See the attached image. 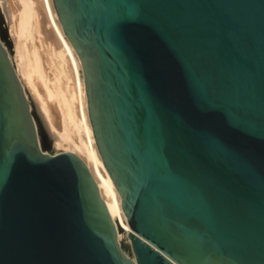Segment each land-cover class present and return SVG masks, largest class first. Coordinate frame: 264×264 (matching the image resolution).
Instances as JSON below:
<instances>
[{"label":"water","instance_id":"95a60500","mask_svg":"<svg viewBox=\"0 0 264 264\" xmlns=\"http://www.w3.org/2000/svg\"><path fill=\"white\" fill-rule=\"evenodd\" d=\"M52 4L129 251L0 43V264H264V0Z\"/></svg>","mask_w":264,"mask_h":264},{"label":"bare ground","instance_id":"6f19581e","mask_svg":"<svg viewBox=\"0 0 264 264\" xmlns=\"http://www.w3.org/2000/svg\"><path fill=\"white\" fill-rule=\"evenodd\" d=\"M0 10L8 25L12 52L2 41L1 32L0 43L31 111L37 113L43 130L56 146L85 163L117 228V237L128 249L129 232L121 200L93 138L81 63L61 29L52 0H0ZM35 126L39 133L36 120Z\"/></svg>","mask_w":264,"mask_h":264},{"label":"rangeland","instance_id":"374dc122","mask_svg":"<svg viewBox=\"0 0 264 264\" xmlns=\"http://www.w3.org/2000/svg\"><path fill=\"white\" fill-rule=\"evenodd\" d=\"M6 7V6H5ZM2 11L0 10V32H1V39L5 43L6 47L9 49V51L12 52L13 50V44L12 41L10 40L8 36V25L6 24L5 17ZM35 112V111H34ZM39 119V120H38ZM35 120L38 123V128H39V136H40V142L42 146L43 152L51 153L52 155L57 154L59 152H64L63 147L61 146H56L54 141L49 139L48 134L46 133L45 130H43V126H41L40 118L37 116V113L35 112ZM48 136V138H47Z\"/></svg>","mask_w":264,"mask_h":264},{"label":"built area","instance_id":"2783aa9c","mask_svg":"<svg viewBox=\"0 0 264 264\" xmlns=\"http://www.w3.org/2000/svg\"><path fill=\"white\" fill-rule=\"evenodd\" d=\"M118 240H119V239H118ZM119 242H121L122 244H124V243H125V241H119ZM128 245H129V244H128ZM128 249H129V247H128ZM128 249H127V250H128Z\"/></svg>","mask_w":264,"mask_h":264}]
</instances>
